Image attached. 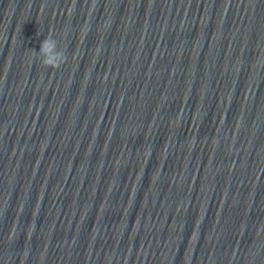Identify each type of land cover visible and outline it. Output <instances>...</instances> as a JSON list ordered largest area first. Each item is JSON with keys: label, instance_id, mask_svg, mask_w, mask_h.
Listing matches in <instances>:
<instances>
[{"label": "water", "instance_id": "1", "mask_svg": "<svg viewBox=\"0 0 264 264\" xmlns=\"http://www.w3.org/2000/svg\"><path fill=\"white\" fill-rule=\"evenodd\" d=\"M0 196L264 264V0H0Z\"/></svg>", "mask_w": 264, "mask_h": 264}, {"label": "clouds", "instance_id": "2", "mask_svg": "<svg viewBox=\"0 0 264 264\" xmlns=\"http://www.w3.org/2000/svg\"><path fill=\"white\" fill-rule=\"evenodd\" d=\"M55 41L51 40L50 37H46L44 41H42L40 46V51L43 53L51 52L52 48L54 47ZM32 60L30 59V63ZM66 62V56L61 53L59 54V58L50 57L44 60L42 63L46 68L58 69L62 64Z\"/></svg>", "mask_w": 264, "mask_h": 264}]
</instances>
